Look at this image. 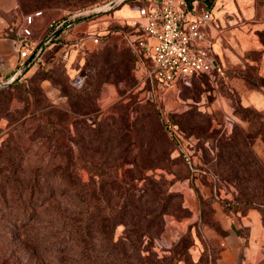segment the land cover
Wrapping results in <instances>:
<instances>
[{
	"label": "trees",
	"instance_id": "trees-1",
	"mask_svg": "<svg viewBox=\"0 0 264 264\" xmlns=\"http://www.w3.org/2000/svg\"><path fill=\"white\" fill-rule=\"evenodd\" d=\"M51 1L55 6L62 8L78 5L82 0H18V10L20 12L31 10L33 7L44 8L48 5L47 2ZM108 1L110 0H105L103 4ZM84 9L86 8L78 10ZM51 21L47 23L48 30L44 36L59 31L52 32L49 27ZM125 26L128 25L112 26L107 33L99 35L98 45L116 33H123L133 58L134 67H138L139 63L148 66V61L139 52L134 42L129 40L128 34L131 31L126 32ZM35 35L34 32L33 38ZM59 40L60 35H57L47 47ZM67 42L70 43V41ZM97 71L99 73L100 69ZM215 74L218 83H222V79L225 81L218 72ZM204 76L210 77L209 74L192 77L191 83L195 78ZM19 81L0 86V103L10 100L9 90L11 88L24 87ZM85 83L81 86L67 85V89H64V95L68 97V108L76 115L83 117L92 116L98 110L94 103L95 97H92L87 87L95 90L102 80L96 76L92 83L88 85ZM147 83L152 86L154 101L160 112L149 107H133V110L138 113L134 122H131L130 106L124 105L119 108L117 115L114 114L98 122L96 128H92L89 119L79 118L74 123L84 122L90 131L91 142L104 144L110 154L114 150L112 145L117 139L116 136L112 137L113 128L122 134L120 139L123 140L125 133L131 131L137 123V128L144 129L148 134L138 140L139 146L142 147L146 145L145 142L148 139L147 149L144 154H140V167L155 169L166 166V159L170 157V148L173 146L171 139L173 132L176 127L178 130L181 129L182 124L180 121H175L170 113L163 112L158 98L157 80L149 79ZM187 86L189 85L181 82L179 91L181 92ZM38 89L40 87L35 86L34 89L25 88V91L34 95ZM228 89L234 98H238L234 104L235 114L243 119L256 121V125L258 124L254 133L247 137L241 129L236 127L232 136L224 139V145L222 143L221 146L226 148L224 167L233 170L234 163L239 165V168L235 169V175L230 177L238 182V203L241 206L235 209L231 207V212H245L249 208H256L261 212L264 223V163L250 147V141L256 136L261 135L264 140V114L254 108L244 107L238 93L233 89ZM41 94H44V91L41 90L38 95ZM190 108L195 112L190 111L188 115L194 114L198 118L196 125L200 121L210 126L211 117L209 115L203 113L198 106ZM52 114L56 115L53 120ZM66 115V110L52 109V112L44 113L45 118L34 117L35 130L41 137L46 136L44 135L46 129L52 130L48 134L51 142L55 145L62 144L64 138L58 139L57 132L64 127L59 123ZM96 118L92 121L97 122ZM96 132L99 133L97 139L96 136L93 137ZM11 141L12 138L7 141L6 147L12 145ZM14 151L17 152V146ZM14 151L10 148L5 154L6 162L11 165L10 168L5 167L0 161V264H26L23 262L24 248L22 246H30L32 251L49 248L56 256L57 264H62L64 261L70 264H147L148 262L178 264L180 261L185 264H209L208 261L203 262V260L194 262L189 253V247L193 244L190 240L185 239L174 243L170 250L171 255L161 257L155 250L154 242L164 230V215L172 206L171 200L175 195V193L168 192L169 185L164 177L158 179L154 174L147 175L145 186L139 187L136 183L132 184L123 177L121 178L119 169L110 168L106 171L98 167L88 182L83 179L80 168L75 163L81 158L80 154L72 161L73 157L69 151L58 148L36 155L32 161L34 163L26 165L25 157H20V164L18 161L14 162L16 159ZM71 202L75 203L74 209H71ZM224 203L227 202L224 201ZM64 204L65 208L62 210ZM85 205L88 207L82 211L81 208ZM134 208H140V212L136 214ZM47 213L54 214L55 219H62L49 222L47 225L44 219ZM120 225H124L125 229L123 234L117 237V228ZM9 226H14L15 233H8ZM57 226L56 235L51 234L47 229ZM237 231L245 237L249 233L247 228L237 229ZM9 236L12 237L10 241ZM9 243L17 244L12 248L2 247ZM213 263L215 264L214 261Z\"/></svg>",
	"mask_w": 264,
	"mask_h": 264
},
{
	"label": "rangeland",
	"instance_id": "rangeland-1",
	"mask_svg": "<svg viewBox=\"0 0 264 264\" xmlns=\"http://www.w3.org/2000/svg\"><path fill=\"white\" fill-rule=\"evenodd\" d=\"M104 1L82 0L78 5H69L62 8L55 6L51 1L50 3L47 2L48 5L44 8L33 7L31 10L19 12V2L17 0V11L19 15L36 10L44 11L43 18L34 28L35 38L40 41L43 34H45L43 29L50 20L57 19L80 8L93 9L101 7L105 4H103ZM111 27L103 31L101 35L107 33ZM124 30L126 32L131 31L134 34L138 33L135 26H125ZM73 42H76V40ZM99 69L100 72L98 73L97 70ZM96 76L102 80V83L99 87H95V90L88 87L87 90L93 98L95 97V102L94 99L93 102L98 110L92 116L76 115L68 108V97L64 95V89H67V85L81 86L85 82L88 85V83L94 81ZM213 80L215 81H212L208 76L195 78L191 85L185 87L181 92L171 93L167 100L174 102L172 108H167L162 100V98H166L165 95L158 94L161 98L159 102L163 112L170 113L175 121H180L182 125H179L183 130H178L176 127L173 132L171 138L173 146L170 148V157L166 159V166L163 165L155 169L140 167V154H144L145 149H147L148 139H146V145L142 147L139 146L138 140L148 134L144 129L137 128V123L131 131L125 133L126 136L123 140L120 139L122 134L113 128L112 137L116 136L117 139L112 145L114 150L110 154L104 144L91 142L90 131L84 122H74L79 118L89 119L92 128H96L98 122L114 114L117 115L119 108L124 105L130 106L131 122H134L138 113L133 110V107H149L155 111L159 109L154 101L151 84H143L145 80L141 69L139 67L135 68L133 65V58L128 49L125 34L116 33L107 41L97 44L93 50L81 49L77 53L74 52L71 59L57 56L49 64L41 63L19 81L24 87L9 90L10 100L0 103V161L4 163L5 167L10 168L11 165L6 162L5 154L10 148L14 151L16 146L17 152L14 151L16 154L14 162L17 163L18 161L20 164V157H25L26 165L33 164L32 161L36 155L59 148L63 151H69L73 157L72 161L79 154L82 155L75 163L80 168L83 179L88 182L90 176L94 174L95 169L98 167L106 171L110 168L119 169L121 178L123 177L132 184L136 183L139 187L145 186L147 175L154 174L158 179L164 177L169 185L168 192L175 193V195L171 200L172 206L164 215V230L154 242L155 250L161 257L171 255L170 250L173 244L186 239L193 243L189 247V253L194 262L203 260V262L208 261L209 264H212L213 261L215 264H219L218 260L223 248L222 238L228 234V231L222 226L221 216L226 213L233 216L231 207L235 209L241 206L238 203V182L230 177L235 175V169L239 168V165L234 163L233 170L224 167L226 165L223 162L226 161V157H224L226 148L221 146L224 139L232 136L236 127L241 129L247 137L254 133L258 124L256 125V121L237 116L234 104L238 98H234L230 94L223 79L222 83H218L216 79ZM35 86L40 87L36 94L33 95L25 91V88L34 89ZM39 90L44 91V94L39 96ZM215 92L217 96L221 95L231 100L234 115L250 124L248 130L238 122H234L233 126L229 128L224 127L225 124L223 126L214 125L213 118L215 119L216 115L207 108L208 104L215 100ZM191 106H198L203 113L211 117L210 126L200 121L197 125L195 124L198 118L194 114L188 115V113H191L190 111L195 112L194 109L190 108ZM52 109H61L67 112V115L59 123L64 126L57 132L58 139L64 138L62 144L59 145L52 143L51 138L48 136L52 130L46 129L44 131L45 137H41L35 130L36 121L34 117L45 118L44 113H50ZM52 115L53 120L56 115ZM95 117H97V122L92 121ZM98 135L99 133L96 132L93 137L96 136L97 139ZM258 137H261V135L250 141V147L257 156L258 154L253 145ZM10 138H12V145L6 147ZM261 139L263 140L262 137ZM260 160L264 163L261 158ZM129 161H132V163H128ZM192 200L197 203V206L196 204L193 206L196 214L192 211V206L190 207L193 204ZM224 201L227 203H224ZM64 202L66 203V201ZM74 206L75 203H72L71 209H74ZM87 207L85 205L81 208L82 211L86 210ZM63 208H65V204L62 210ZM134 211L137 214L140 212V208H134ZM47 215H44L47 225L49 222L62 219H55L54 214L47 213ZM13 227H8L9 234L15 233ZM57 228L58 226L47 229L51 234L56 235L58 233ZM124 229V225L117 228V237L123 234ZM11 238L9 236L8 240L10 241ZM16 244L9 243L2 245V247L12 248ZM22 247L24 248L22 252L24 254L23 262L26 264H57L56 256L49 248L32 251L30 246ZM62 264L70 263L64 261ZM147 264H151V262ZM178 264L185 263L180 261ZM260 264H264V258L260 261Z\"/></svg>",
	"mask_w": 264,
	"mask_h": 264
},
{
	"label": "crops",
	"instance_id": "crops-1",
	"mask_svg": "<svg viewBox=\"0 0 264 264\" xmlns=\"http://www.w3.org/2000/svg\"><path fill=\"white\" fill-rule=\"evenodd\" d=\"M147 1L150 0L124 1L109 11L75 18L52 35L43 34L41 43L51 42L53 35H60V40L42 51L39 60L27 69L25 76L41 63L49 64L57 56L71 59L74 52L81 49L93 50L98 44L93 41L94 37H99L111 26H135L139 7ZM186 3L191 18L204 11H210L213 15L211 24L206 28L213 41L217 61V67L210 75L211 80L215 81L213 79H216L215 73L218 72L225 79L228 88L238 93L244 107L254 108L264 114V0H186ZM17 7V0H0V83L13 79L16 73L19 58L15 39L24 18V15H19ZM40 21L38 19L36 25ZM47 30L46 25L44 33ZM138 67L143 74L144 67ZM158 93L165 95L166 98L162 100L167 108H172L174 102L167 100V97L175 92L164 91L160 87ZM215 95V100L207 108L216 115L213 118L214 125L225 124L224 127L229 128L234 122H238L248 130L250 124L234 115L231 100L217 96L216 92ZM158 98L161 99L159 96ZM253 148L264 161V141L261 137L256 139ZM192 203L190 207L196 214L193 206H197V203L193 200ZM221 222L228 234L222 238L223 248L218 263L259 264L264 258V223L261 212L256 208H249L245 212H233V216L226 213L221 216ZM243 228L248 229L246 237L237 231Z\"/></svg>",
	"mask_w": 264,
	"mask_h": 264
},
{
	"label": "built area",
	"instance_id": "built-area-1",
	"mask_svg": "<svg viewBox=\"0 0 264 264\" xmlns=\"http://www.w3.org/2000/svg\"><path fill=\"white\" fill-rule=\"evenodd\" d=\"M124 1L110 0L101 7L64 14L52 20L49 27L52 32L58 31L75 18L109 11ZM186 6V0L147 1L139 7L134 22L138 33L128 34L129 40L134 42L149 63L148 66L138 64L145 69L144 80H157L158 88L168 92L179 91L181 82L191 85L192 77L211 75L217 67L213 41L206 30L213 20L212 13L204 11L191 18ZM43 15L42 10L24 15L15 39L19 58L15 76L0 83V86L25 78L27 69L39 60L42 51L50 43H41L33 38L34 27ZM93 41L99 43V38L95 36Z\"/></svg>",
	"mask_w": 264,
	"mask_h": 264
},
{
	"label": "water",
	"instance_id": "water-1",
	"mask_svg": "<svg viewBox=\"0 0 264 264\" xmlns=\"http://www.w3.org/2000/svg\"><path fill=\"white\" fill-rule=\"evenodd\" d=\"M54 36H55V35H53L52 38H53ZM52 38H51V39H52Z\"/></svg>",
	"mask_w": 264,
	"mask_h": 264
}]
</instances>
